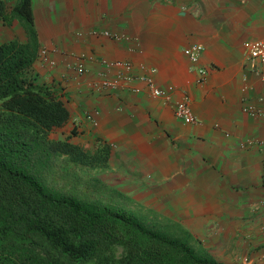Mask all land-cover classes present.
<instances>
[{"label": "crops", "instance_id": "1", "mask_svg": "<svg viewBox=\"0 0 264 264\" xmlns=\"http://www.w3.org/2000/svg\"><path fill=\"white\" fill-rule=\"evenodd\" d=\"M32 5L40 40L34 70L71 113L57 134L90 150L109 144V167L99 177L180 223L218 261L264 264V114L243 109L252 103L264 111V66L261 76L255 74L245 47L264 38V0H32ZM0 28L10 31L4 41L24 39L19 22H0ZM191 44L204 46L197 64L183 52ZM105 59L131 62L134 79L98 89L100 73H117L106 69ZM78 62L84 70L77 69ZM199 66L208 69L202 82ZM149 74L157 86L175 87L169 98L151 93L143 79ZM185 96L195 122L175 113ZM250 140L256 143L246 146Z\"/></svg>", "mask_w": 264, "mask_h": 264}, {"label": "trees", "instance_id": "2", "mask_svg": "<svg viewBox=\"0 0 264 264\" xmlns=\"http://www.w3.org/2000/svg\"><path fill=\"white\" fill-rule=\"evenodd\" d=\"M15 21L24 39L0 43V264H224L180 223L92 172L109 167V144L90 150L55 136L71 113L34 70L32 0H0V22Z\"/></svg>", "mask_w": 264, "mask_h": 264}, {"label": "built area", "instance_id": "3", "mask_svg": "<svg viewBox=\"0 0 264 264\" xmlns=\"http://www.w3.org/2000/svg\"><path fill=\"white\" fill-rule=\"evenodd\" d=\"M95 33H100L102 35L109 36L114 39L122 40H131L132 36L128 34H121L117 32H112L109 30L97 31L93 30ZM246 52H247V61L251 70L257 74L262 75L263 66H264V38L249 40L245 44ZM204 50V46L202 44H191L188 47H185L183 52L189 58V60L193 64H197L201 54ZM53 65V61L50 62ZM102 63L106 66V69L117 68V73L115 76H108L107 71L100 73L101 81L94 84L98 89H115L119 87L122 83H128L134 79L133 75V65L129 61L125 60H103ZM77 69L84 70V65L82 62H78L76 64ZM199 81H204L208 75V69L203 66H199ZM143 79L148 83L151 93L156 97H164L169 98L172 92L175 90L173 85H169L166 88H161L155 84L153 76L151 74L144 76ZM263 97H260V100H263ZM244 111L252 116L262 115L264 111L261 107L256 106L252 103L246 104L244 106ZM175 113L177 116L182 118L187 122H195L197 120L195 114L193 113L191 106L189 104V98L187 96L183 97L181 100L177 101L175 104ZM88 117L91 119L93 116L88 114ZM256 141L250 140L246 144L253 145ZM245 146V145H244Z\"/></svg>", "mask_w": 264, "mask_h": 264}, {"label": "rangeland", "instance_id": "4", "mask_svg": "<svg viewBox=\"0 0 264 264\" xmlns=\"http://www.w3.org/2000/svg\"><path fill=\"white\" fill-rule=\"evenodd\" d=\"M18 26V25H17ZM2 30H4V29H2V28H0V43L2 42V41H4V36H6L7 35V33H9L10 31H8L7 29L6 30H4V31H2ZM5 32H7V33H5ZM3 36V37H2ZM58 132L55 130L54 131V134H55V136H59L58 134H57ZM60 136H61V134H60ZM94 174H100L99 172H102V171H100V170H95V171H92ZM116 189H118V187H115ZM118 190H120V189H118ZM109 197L111 198V197H113L114 198V195L113 196H110L109 195ZM118 201H120V202H116L115 201V203H120V205H127V200L126 201H124L123 199H117ZM122 200V201H121Z\"/></svg>", "mask_w": 264, "mask_h": 264}]
</instances>
